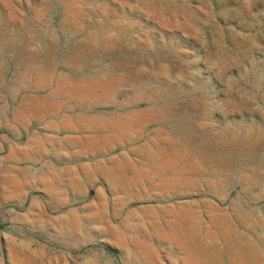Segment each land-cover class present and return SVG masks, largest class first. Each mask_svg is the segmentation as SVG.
Instances as JSON below:
<instances>
[{
    "label": "rangeland",
    "instance_id": "1",
    "mask_svg": "<svg viewBox=\"0 0 264 264\" xmlns=\"http://www.w3.org/2000/svg\"><path fill=\"white\" fill-rule=\"evenodd\" d=\"M36 92L125 109L172 175L161 199L204 197L222 244L264 264V0H0V112ZM1 232L0 264L122 263L26 260Z\"/></svg>",
    "mask_w": 264,
    "mask_h": 264
},
{
    "label": "crops",
    "instance_id": "2",
    "mask_svg": "<svg viewBox=\"0 0 264 264\" xmlns=\"http://www.w3.org/2000/svg\"><path fill=\"white\" fill-rule=\"evenodd\" d=\"M20 97L0 112V230L11 255L29 260L51 246L58 261L76 262L95 245L123 264L252 260L242 238L223 246L204 197L161 199L172 175L158 172L155 142L125 109Z\"/></svg>",
    "mask_w": 264,
    "mask_h": 264
},
{
    "label": "trees",
    "instance_id": "3",
    "mask_svg": "<svg viewBox=\"0 0 264 264\" xmlns=\"http://www.w3.org/2000/svg\"><path fill=\"white\" fill-rule=\"evenodd\" d=\"M111 250V249H110ZM113 252V250H111Z\"/></svg>",
    "mask_w": 264,
    "mask_h": 264
}]
</instances>
